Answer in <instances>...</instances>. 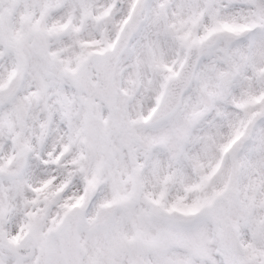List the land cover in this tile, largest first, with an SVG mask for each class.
Here are the masks:
<instances>
[{
  "label": "snow or ice",
  "instance_id": "snow-or-ice-1",
  "mask_svg": "<svg viewBox=\"0 0 264 264\" xmlns=\"http://www.w3.org/2000/svg\"><path fill=\"white\" fill-rule=\"evenodd\" d=\"M0 264H264V0H0Z\"/></svg>",
  "mask_w": 264,
  "mask_h": 264
}]
</instances>
